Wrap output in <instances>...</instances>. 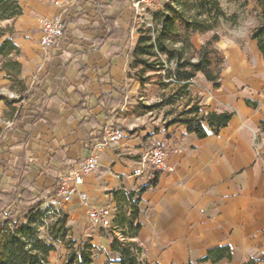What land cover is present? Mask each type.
<instances>
[{"label":"crops","instance_id":"crops-1","mask_svg":"<svg viewBox=\"0 0 264 264\" xmlns=\"http://www.w3.org/2000/svg\"><path fill=\"white\" fill-rule=\"evenodd\" d=\"M56 1L61 7L54 5ZM19 3L22 14L7 23L19 49L20 76L31 96L18 122L6 117L8 108L0 101V207L20 174L31 188L30 193L19 190L23 197L32 198L42 189L55 192L66 169L89 156L92 138L116 130L113 126L124 127L119 109L123 99L139 88L126 79L130 57L121 52L120 40L109 38L112 32L125 30L130 47L136 45L131 0L122 9L110 6V0H75L70 8L65 0ZM54 15H63L65 35L44 49L42 20ZM209 35L194 37V46L198 49ZM238 43L217 44L225 58L219 89L214 90L202 74L190 86L204 114H232L225 128L214 135L205 126L207 137L198 139L182 126L166 128L165 121L137 117L125 125L126 138L106 146L98 169L84 177L86 202L73 197L61 208L73 239L95 247L92 264H118L110 243L112 234L119 236L114 227L118 201L129 193L139 200L141 229L134 241L148 264H213L200 260L209 249L222 246L231 249L232 259L216 264L250 259L264 264V64L256 42L242 43L243 47ZM0 75L4 78L5 73ZM102 94L112 96L109 107L115 110L107 120ZM38 104L43 113L34 121L31 109ZM155 145L164 150L170 171H159L157 185L140 195L155 170L149 167L141 177L134 171ZM98 206L110 208L105 225L88 220V210ZM65 258V247L57 244L47 264H64Z\"/></svg>","mask_w":264,"mask_h":264},{"label":"trees","instance_id":"trees-1","mask_svg":"<svg viewBox=\"0 0 264 264\" xmlns=\"http://www.w3.org/2000/svg\"><path fill=\"white\" fill-rule=\"evenodd\" d=\"M129 1L110 0L109 5L122 9ZM229 2L236 8V12L231 15L226 14L221 0H165L161 9L149 13L154 26L153 35L149 28L138 27V40L134 47H130L128 31L111 33L109 38L120 40L121 52L125 50L130 57L126 71L127 81L137 82L141 88L152 84L159 91L174 87L172 93L167 97L162 96L158 103L138 107L133 112L134 116L141 117L154 110L184 102L185 109L165 123L166 128L182 126L187 134L204 139L207 137L205 126L217 135L228 125L232 114L216 112L204 114L201 111L200 98L192 95L190 86L196 75L202 74L214 90L220 88L225 58L222 51L217 48L220 37L215 30L220 22L237 25L240 22L238 12L246 14L253 22L248 37L256 42L264 64V0ZM21 14L19 0H0V22H12ZM12 33L11 26H0V72L5 73L4 79L9 82V89L16 96L9 98L0 95V101L8 108L6 117L18 122L24 112L23 104L30 99L31 92L20 76L21 65L17 62L19 49L10 39ZM210 33L212 35L197 49L192 42L193 38ZM238 44L243 47L241 42ZM124 92L122 90L120 94L124 95ZM111 100L110 94H102L100 98L106 120L112 118L115 113V110L109 107ZM31 112L36 113L33 118L34 121L37 120L43 113L41 104L33 106ZM112 128L124 129L119 126ZM102 133L91 139L88 149H92L102 140ZM159 174V171L151 172L152 178L140 190V195L157 185ZM29 186L23 174L15 176L9 192L10 198L1 201L0 264H47L48 257L50 253L56 251L57 244H62L66 249L64 264H92L95 247L89 242L78 243L73 239L71 229L67 225V214L61 209L43 207L55 192L49 193L47 189H42L32 198L23 197V192H31ZM138 203L139 200H135L134 193H129L118 201L119 208L114 227L118 230L119 236L112 234L110 243L111 251L118 254V264H148L142 258V247L134 241L141 229L138 222ZM42 232L46 237L42 236ZM231 259V249L222 246L209 249L200 261L216 264ZM243 264L261 263L250 259Z\"/></svg>","mask_w":264,"mask_h":264},{"label":"built area","instance_id":"built-area-1","mask_svg":"<svg viewBox=\"0 0 264 264\" xmlns=\"http://www.w3.org/2000/svg\"><path fill=\"white\" fill-rule=\"evenodd\" d=\"M75 0H65L68 8ZM165 0H131L133 23L136 27L149 28L154 32V26L149 16L151 11L161 9ZM56 7H61L59 2H54ZM65 34V19L63 15H54L42 20L40 31V45L42 48L53 47ZM164 74V72H162ZM126 138L123 130H106L99 142L91 150L89 156L77 167L67 168L57 183L55 195L50 198L43 207L50 206L56 210L71 201L73 197L84 203L87 195L82 191L84 177L95 172L99 167V156L108 145H117ZM258 137L254 134V151L257 149ZM151 167L155 171H170L164 150L155 145L142 157L134 171V175L141 177L145 169ZM110 216V208L98 206L90 208L87 212L88 220L97 225H105Z\"/></svg>","mask_w":264,"mask_h":264},{"label":"rangeland","instance_id":"rangeland-1","mask_svg":"<svg viewBox=\"0 0 264 264\" xmlns=\"http://www.w3.org/2000/svg\"><path fill=\"white\" fill-rule=\"evenodd\" d=\"M221 4L227 15H231L236 12V8L229 2V0H221ZM238 16L240 22L237 25L233 26L227 22H220L219 27L215 30V32L220 37V41L231 40L233 42H241L243 44L246 42H252L249 39L248 34L253 22L251 19L247 18L246 14L242 15L238 12ZM245 21H250V23H245ZM7 22L10 21L0 22V26H9V23ZM211 35L212 34L210 33L209 37ZM209 37L202 38V42H204ZM4 80L6 79L2 78L0 75V95L7 97L12 96L14 98L16 95L14 92L10 91L9 82L6 80L8 85H5L3 82ZM173 89L174 87H170L164 91H159L157 87L152 84L145 85L142 88L139 85V88L132 95L128 94V96L123 99L118 112V119L121 120V122L124 124L123 126L125 127V125H128L133 119L137 118L133 115V112H135L138 107L141 105L148 106L158 103L162 96L167 97L172 93ZM184 109L185 103L180 102L174 104L173 106L154 110L145 114L144 116H141V118L149 122H159V124L164 121L167 123L169 120L181 113ZM42 236H44V232H42Z\"/></svg>","mask_w":264,"mask_h":264},{"label":"clouds","instance_id":"clouds-1","mask_svg":"<svg viewBox=\"0 0 264 264\" xmlns=\"http://www.w3.org/2000/svg\"><path fill=\"white\" fill-rule=\"evenodd\" d=\"M245 23H250V21H245Z\"/></svg>","mask_w":264,"mask_h":264}]
</instances>
